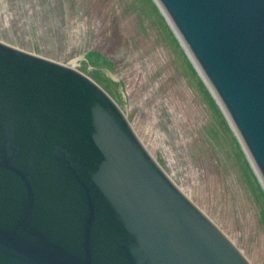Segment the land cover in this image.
<instances>
[{"label":"water","instance_id":"95a60500","mask_svg":"<svg viewBox=\"0 0 264 264\" xmlns=\"http://www.w3.org/2000/svg\"><path fill=\"white\" fill-rule=\"evenodd\" d=\"M264 186V0H156ZM0 264H252L75 66L0 40Z\"/></svg>","mask_w":264,"mask_h":264},{"label":"rangeland","instance_id":"374dc122","mask_svg":"<svg viewBox=\"0 0 264 264\" xmlns=\"http://www.w3.org/2000/svg\"><path fill=\"white\" fill-rule=\"evenodd\" d=\"M0 40L97 80L173 180L264 264V186L155 0H0Z\"/></svg>","mask_w":264,"mask_h":264},{"label":"trees","instance_id":"16d2710c","mask_svg":"<svg viewBox=\"0 0 264 264\" xmlns=\"http://www.w3.org/2000/svg\"><path fill=\"white\" fill-rule=\"evenodd\" d=\"M89 55H90V56H91V55H96V52H91ZM109 81L115 83L114 80H111V79H110ZM210 97H211V96H210ZM211 99H212V101L214 102V104L217 106L218 104L216 103L215 99H214L213 97H211Z\"/></svg>","mask_w":264,"mask_h":264}]
</instances>
